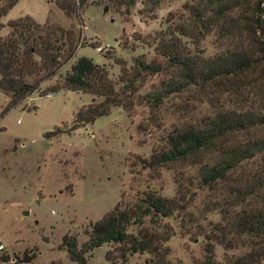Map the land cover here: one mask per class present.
<instances>
[{
    "label": "rangeland",
    "instance_id": "rangeland-1",
    "mask_svg": "<svg viewBox=\"0 0 264 264\" xmlns=\"http://www.w3.org/2000/svg\"><path fill=\"white\" fill-rule=\"evenodd\" d=\"M194 2L162 0L151 8L144 0H88L67 17L54 0H17L0 17V37L8 33L9 20L25 15L56 37L60 29L74 37L72 56L37 91L2 114L8 97L0 92V264H74L61 247L62 236H74L80 247L93 222L116 204L129 207L150 191L168 198L181 195L182 208L156 223L146 216L140 225L165 248L166 264H205L209 251L211 264H236L249 252L257 253V264H264V234L236 233L232 227L239 215L264 212V152L243 159L226 179L210 185L201 183L200 174L219 157L216 149L155 168L145 163L169 132L198 127L206 116L237 107L233 95L191 85L166 93L151 108L146 95L160 90L169 73L143 75L134 80L129 111L112 106L92 123L69 130L77 110L103 99L61 87L76 58L102 65L114 89L127 94L122 88L125 75L119 81L121 68L131 79L136 57L163 61L155 50L156 34L167 19L176 23L185 17L186 7ZM226 44L212 30L200 39L197 54L210 57ZM55 45L61 46L60 41ZM98 45L109 47L97 52ZM187 46L192 49L189 42ZM258 86L264 87L263 78ZM49 89L54 96L39 95ZM244 94L255 103L259 99L258 94ZM56 128L59 133L46 136ZM249 132L264 137V129L237 130L226 145L242 147L252 137ZM235 188L241 196L238 204L232 203ZM138 228L131 223L126 231L135 234ZM125 246L106 242L84 255L90 264H145L154 259L151 252L128 253ZM32 254L33 259L24 261V255Z\"/></svg>",
    "mask_w": 264,
    "mask_h": 264
},
{
    "label": "trees",
    "instance_id": "trees-1",
    "mask_svg": "<svg viewBox=\"0 0 264 264\" xmlns=\"http://www.w3.org/2000/svg\"><path fill=\"white\" fill-rule=\"evenodd\" d=\"M88 0H54L67 17L85 6ZM162 0H144L155 8ZM17 0H0V17L4 16ZM133 4V2H131ZM187 8L185 17L175 21H166V26L155 36V50L163 61H145L136 57L131 79L125 68H121V82L125 79V91L115 90L114 83L107 76L105 68L80 56L71 64L65 74L62 88L80 90L87 94L99 95L103 99L90 103L77 110L69 130L92 123L95 118L109 113L110 107L121 106L129 111L133 99V83L143 75H152L168 71L169 78L164 86L146 95L151 108H157L166 93L177 92L188 86H207L229 93L235 97L238 105L206 116L198 127L169 132L159 148H153L146 167L155 168L197 157L208 150L216 149L219 157L201 171L200 181L210 185L224 180L243 160L264 152V137L251 134L250 140L242 147L227 146L228 136L237 130L264 129V87L258 86L264 79V0H196ZM8 33L0 37V92L8 97L1 114L8 108L21 102L37 91L41 82L51 78L61 62L67 61L73 54V35L71 31L60 29L58 37L47 27L25 15L9 20ZM215 30L217 37L227 42L226 47L210 57L198 55L200 39ZM66 48L63 49V41ZM60 41V45L55 43ZM189 42L192 49L187 46ZM198 53V54H197ZM34 56L38 58L35 59ZM54 89H49L53 91ZM48 90L43 91L46 94ZM252 95L258 94L255 103ZM54 92V91H53ZM59 133L58 128L46 136ZM264 187V170L262 171ZM260 185V186H261ZM254 182L250 184L253 188ZM232 203L238 204L241 196L239 189L234 190ZM179 193V192H178ZM180 197H163L153 191L143 194L129 207L117 204L100 219L93 222L87 231V239L79 247L74 236H62L61 247L74 264H90L85 253L106 242L126 245L128 253L151 252L154 259L145 264H166L164 250L157 237L152 236L144 227L142 220L148 216L156 223L160 217H166L182 208ZM241 211H239L240 213ZM241 214V213H240ZM131 223L139 228L135 234L126 231ZM232 227L245 231L259 230L264 234V212L239 215L232 220ZM163 238L162 240H164ZM211 253L205 264H211ZM257 253L249 252L235 261L236 264H257ZM24 261L34 258L33 254L24 255Z\"/></svg>",
    "mask_w": 264,
    "mask_h": 264
},
{
    "label": "built area",
    "instance_id": "built-area-1",
    "mask_svg": "<svg viewBox=\"0 0 264 264\" xmlns=\"http://www.w3.org/2000/svg\"><path fill=\"white\" fill-rule=\"evenodd\" d=\"M108 45H98V46H95L94 47V49L97 51V52H100V51H102V50H107L108 49ZM54 92L53 91H49V92H47L46 93V95L48 96V97H52V96H54ZM3 248V246L0 244V250Z\"/></svg>",
    "mask_w": 264,
    "mask_h": 264
},
{
    "label": "water",
    "instance_id": "water-1",
    "mask_svg": "<svg viewBox=\"0 0 264 264\" xmlns=\"http://www.w3.org/2000/svg\"><path fill=\"white\" fill-rule=\"evenodd\" d=\"M103 10H106V8H104ZM23 214H27V211H25Z\"/></svg>",
    "mask_w": 264,
    "mask_h": 264
}]
</instances>
